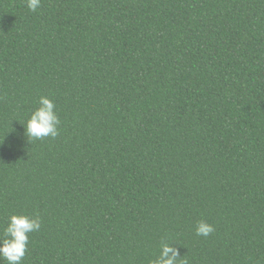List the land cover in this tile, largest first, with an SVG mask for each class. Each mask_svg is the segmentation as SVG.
<instances>
[{
    "label": "trees",
    "instance_id": "16d2710c",
    "mask_svg": "<svg viewBox=\"0 0 264 264\" xmlns=\"http://www.w3.org/2000/svg\"><path fill=\"white\" fill-rule=\"evenodd\" d=\"M41 96L59 134L30 140ZM13 214L41 220L22 264H264V0H0Z\"/></svg>",
    "mask_w": 264,
    "mask_h": 264
},
{
    "label": "clouds",
    "instance_id": "9594fccd",
    "mask_svg": "<svg viewBox=\"0 0 264 264\" xmlns=\"http://www.w3.org/2000/svg\"><path fill=\"white\" fill-rule=\"evenodd\" d=\"M27 7L36 12L41 0H26ZM59 116L55 111V104L47 96L39 98L37 107L27 120L25 131L30 140H39L45 137L55 138L59 134ZM41 228V220L38 216L30 217L25 214H13L9 217L7 226L0 236V264H22L27 252L29 234ZM214 226L200 221L196 226L198 236L207 237L214 231ZM178 250L167 242L162 243L159 256L151 261V264H188L186 259L178 260Z\"/></svg>",
    "mask_w": 264,
    "mask_h": 264
}]
</instances>
